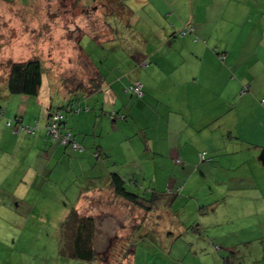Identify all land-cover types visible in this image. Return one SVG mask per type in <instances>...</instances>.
<instances>
[{"label": "crops", "instance_id": "0c3cea01", "mask_svg": "<svg viewBox=\"0 0 264 264\" xmlns=\"http://www.w3.org/2000/svg\"><path fill=\"white\" fill-rule=\"evenodd\" d=\"M76 4L74 12L80 9L88 15L87 22L83 21V15L76 16V26L86 29H81L78 45L97 76L103 79L101 88L94 91L102 94L93 97L94 103L89 100L91 94H83L79 89L69 91L65 98L66 102L78 99L81 105L86 102L95 109L94 116L80 110L75 115L66 114L64 119V126L83 146L82 155L87 151L84 157L78 158L87 162L79 170L84 174L93 173L96 168L102 171V183L96 185L95 178L100 177L96 175L81 187L76 202L79 209H85L87 198L97 201L114 194L111 185L114 172L125 177L128 184L133 180V184H138L147 177L149 166H153L155 176L149 188L156 194L159 192L153 183L158 185L163 179L168 181V188L181 187L172 177L158 174L172 171L170 167L180 162L183 169L190 171L195 166L205 168L208 174L205 177L215 195L197 199L200 212L205 215L199 220L201 213L197 212L198 220L193 226L172 210L184 198L177 194L163 195L161 201L171 205L170 234L183 237L187 230L202 232L216 238L231 252L235 242L228 238L241 230L247 231L244 235L248 242L264 237L262 226H258L255 218L262 214L259 205L264 204V179L257 183L254 177L257 169L264 172L261 102L264 98V0H93L91 4ZM84 41L106 46L104 58L108 63L104 70L85 52L81 45ZM12 49L8 45L0 47V65H7ZM136 81L142 83L143 97L128 90ZM50 90L43 81L37 96L49 110L46 124L53 106ZM112 113L118 117L126 113L127 118L110 116V120L108 115ZM85 118L89 126L94 122L91 131L79 127V121ZM21 119L24 122V116ZM14 138V134L0 128V180L3 182L12 177L15 160L10 152L14 155L16 151ZM200 151H208L214 157L212 165L200 161ZM241 157L254 158L259 164L251 170L252 175L246 176L248 180L251 176V182L240 181L234 175L241 166L238 164ZM22 179L19 185H26L28 179ZM242 203L249 205L243 209ZM224 217L227 222L221 221ZM212 222L223 228L216 229L213 236L212 231L207 234ZM252 226H258L261 236L256 238V232H249Z\"/></svg>", "mask_w": 264, "mask_h": 264}, {"label": "rangeland", "instance_id": "374dc122", "mask_svg": "<svg viewBox=\"0 0 264 264\" xmlns=\"http://www.w3.org/2000/svg\"><path fill=\"white\" fill-rule=\"evenodd\" d=\"M92 2L93 0H0V47L8 45L13 48V59L10 57L9 61L27 60L32 57L42 60L45 67L44 83L51 89L49 91L53 105L51 112L63 107L69 91L79 85L91 84L93 78L97 76L96 70L88 62L77 42L82 28H78L74 23L78 20L76 16L81 15L83 21L87 22L88 15L82 13L80 9L73 11L76 3L82 6ZM82 30L86 29L83 27ZM81 45L85 52L90 54L94 64L104 70L105 63H108L104 58L106 46L98 45L94 41L89 43L84 41ZM9 61L6 66L3 63L0 65L4 66L0 72V128L15 135L16 151L14 155L10 152V157L15 160L10 173L12 177L7 182L0 180V264H108L99 260L86 261L70 257L66 251L64 252L62 234L63 222L69 210L77 206L81 187L86 186L88 178H94L96 175L100 176L95 178L98 179L96 185L102 183L100 174L102 171L96 168L93 173L84 174L79 167L86 165L87 162L79 159L84 157L87 151L82 155V149L75 150L69 145L59 143L56 138L48 137L46 118L49 110L46 109V105L39 102L37 96L9 92L8 83L5 84L9 74ZM98 94L102 92L91 94L92 98L89 96V100L92 101ZM81 106L80 110H83V113L90 112L94 116L95 109L92 105L85 102ZM63 110L65 116L81 113L77 109L74 112L68 108L60 111ZM23 116L25 118L23 124L35 129L30 132L14 133V127L7 126L6 123L11 120L13 126H17ZM108 116L111 120L110 115ZM79 127L86 130L90 128L91 131L94 122L92 121L89 126L85 118L79 121ZM89 134L94 135L93 132ZM245 135L249 136L247 133ZM80 146L83 148L81 144ZM1 149L0 145V154ZM65 149L72 151L67 152ZM249 161L251 163H248ZM200 163L198 161L199 165ZM204 163L212 165L209 160ZM238 164L241 166L236 169L234 175L238 176L237 179L240 181L251 182L253 180L251 176L249 180L246 176L252 175L251 170L258 167L257 160L241 157ZM175 165L174 168L170 167L172 171H159L158 174L160 177L163 175L170 179L172 177L177 186H182L180 195L184 200H178L172 210L176 212L178 218L181 220L187 218L184 221L193 226L198 220L197 212H200L197 199L201 201L206 199V195L211 197L215 193H212L213 189L205 177L208 175L205 168L198 169L195 166L194 170L190 171L189 168L183 169L180 162ZM153 169V166H149L147 177H143L138 186L127 184V188L141 194L152 186L151 181L155 176ZM261 171L257 169L254 172L257 183L264 179V172ZM26 174H29V177ZM260 177H263L262 180ZM21 178H27L28 183L19 185ZM167 182L163 179L157 183L158 185L153 183V188L157 187L156 191L160 194V200L145 221L143 230L137 232L132 239L135 252L130 256L132 257L130 261L123 257L122 253L126 247L124 243L132 228L139 223L140 218L136 216L140 215L142 210L127 200L114 196L113 193L112 196L106 195L97 201L93 197L87 198L84 203L85 211L77 206L79 210L94 216L98 221L99 230L96 236L98 249L108 250L114 245V250H109L112 264H264L262 241L264 237H258L261 236V231L257 230L261 225L264 232V204L259 205L262 212L260 218L255 217L258 226H252L249 230L251 233L256 232L255 236L258 238L248 242L244 235L247 231L241 230V233L228 238L235 242L231 252L226 250L224 244L215 240L216 238L212 237V241L209 235L202 232L199 234L198 231L187 230L183 237H177L178 234L174 237L169 233L172 220L168 210L171 205L167 201H161L164 192L172 190L166 186ZM249 203L240 205L244 209ZM200 213L199 220L205 215ZM223 219L221 221L227 222L225 217ZM232 225L229 224V227ZM192 226L188 228L192 229ZM233 227L238 228L236 225ZM219 228L213 223L207 234L212 231L213 236L215 230ZM225 228L228 229L227 226ZM219 230L222 231L223 228ZM145 232L148 235L144 236ZM218 237L221 239L219 235Z\"/></svg>", "mask_w": 264, "mask_h": 264}, {"label": "trees", "instance_id": "16d2710c", "mask_svg": "<svg viewBox=\"0 0 264 264\" xmlns=\"http://www.w3.org/2000/svg\"><path fill=\"white\" fill-rule=\"evenodd\" d=\"M8 66H9V74L7 78V83H8V90L10 93L24 94V95H30V96H38L40 94L43 81H44V74H45V67L40 58L32 57L27 60L9 61ZM136 82H133L128 87L129 91H130L129 88L132 85H135ZM102 83H103L102 77L95 76L91 84L79 85L78 87L74 89V91L79 89L83 92V94H92L94 93V91H97L101 88ZM130 92L137 97H143L145 94L144 92L142 96H139L138 94L133 93L132 91ZM64 108H68L69 111L74 112L78 108L82 109V106L80 102L78 101V99H73V100H69L66 103H64L62 108H58L57 110L52 111V112H51L52 109H50L51 113L49 115L48 122L46 124V130H47L48 137L51 136L53 138V136L48 133L47 127H48L49 122H51L50 120L52 119L54 112H57V111L61 112L60 110ZM64 111L65 110L61 112L63 118L59 121L60 138L56 140L61 144H65L62 142V136L65 135L67 132H71L73 136V140L77 142L75 140V136L73 132L64 126V123H65L64 122V119H65ZM115 113H112V114H115ZM112 114L110 116L114 117L115 119L119 117L120 119L127 118L126 113H121L119 117L116 115H115L116 117L112 116ZM20 123H23V119H21ZM6 124L7 126L14 127L15 133H20L16 131V127L18 125L13 126V123L11 120H9ZM24 131H27V130H24ZM65 145L66 146L69 145L70 147L73 148L72 144H65ZM82 150L84 151V148H82ZM202 152H206L205 159H202V156H201ZM95 155L97 156L98 153L95 152ZM213 158L214 157H212L208 151L199 152V159L201 162L203 161L205 162L208 160L212 162ZM133 182L134 180L130 182L132 186L133 185L138 186L137 183L133 184ZM127 184H128V180L122 175L118 174L117 172H114L111 174V185H112V190L114 192V195L127 200L133 206L139 207V209L142 210L140 215H138V218H140L138 225H135L132 228V232H130V234L128 235V238L125 240V243H124L126 247H124L122 254L126 260H129L131 258L130 256L135 252V248H134L135 245L134 243H132V239L134 235H136L137 232L143 230L145 221L147 220V218L150 217L152 211L155 209L154 207H155V204H157L156 202L159 201L158 200L159 193L156 194L154 189L152 188L145 189V191H143L141 194L135 193V192L130 191L127 188L126 186ZM169 188H171L172 190H170L171 192H164L165 196H172L175 194L181 196L180 192L182 191V186L176 187L174 189L173 187H169ZM98 226H99L98 221L94 216L90 214H86L85 212H82V210H79L77 206H74L73 208H71L69 210L68 215L66 216V219L63 222V227H62L63 244L65 247L64 252L66 251L67 254H69V256L72 258L86 260V261L99 260L101 262L112 264L113 261H112V258H110L111 257L110 251L114 248V245L111 246L110 249L108 250L98 249L99 245L96 243V236L99 230ZM146 234H144V236Z\"/></svg>", "mask_w": 264, "mask_h": 264}, {"label": "built area", "instance_id": "2783aa9c", "mask_svg": "<svg viewBox=\"0 0 264 264\" xmlns=\"http://www.w3.org/2000/svg\"><path fill=\"white\" fill-rule=\"evenodd\" d=\"M185 32V31H182ZM130 91H132L133 93L138 94L139 96H142L144 94V90H143V86L141 82H136L135 85H132L130 88ZM244 92V91H243ZM262 104L264 105V98L262 99ZM80 108L77 109V111H79ZM112 116H115V114H112ZM63 118L62 113L57 111L54 112L52 119L50 120L51 122H49L48 124V133L51 134L53 136V138H60V129H59V121ZM10 124V123H9ZM35 128H31L23 123L18 124V126L16 127V131L17 132H21L24 130L27 131H32ZM62 142L65 144H72L74 149H82L80 144L75 142L73 140V136L71 134V132H67L65 135L62 136ZM202 159H205L206 156V152H202L201 153ZM150 193V192H149Z\"/></svg>", "mask_w": 264, "mask_h": 264}]
</instances>
